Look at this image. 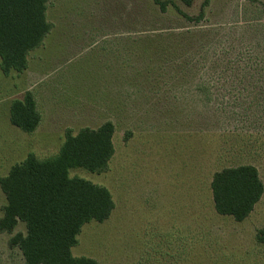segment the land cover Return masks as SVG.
<instances>
[{"label":"rangeland","instance_id":"obj_1","mask_svg":"<svg viewBox=\"0 0 264 264\" xmlns=\"http://www.w3.org/2000/svg\"><path fill=\"white\" fill-rule=\"evenodd\" d=\"M50 0L53 25L5 75L0 58V179L29 154H59L67 131L113 122L105 172L70 170L104 187L115 208L72 249L98 264H264V196L243 222L219 215L215 172L255 166L264 183V0ZM197 18L186 20L176 9ZM219 70L221 74H216ZM30 91L42 120L26 133L12 103ZM6 198L0 186V218ZM0 233V264H25Z\"/></svg>","mask_w":264,"mask_h":264},{"label":"trees","instance_id":"obj_2","mask_svg":"<svg viewBox=\"0 0 264 264\" xmlns=\"http://www.w3.org/2000/svg\"><path fill=\"white\" fill-rule=\"evenodd\" d=\"M49 1L0 0V58L5 75L27 70L30 53L40 47L52 31L53 25L47 19ZM153 1L162 13L167 12L171 3ZM178 1L186 7H192L195 2ZM209 2L205 0L202 8ZM176 9L190 22L199 23L204 19L203 9L197 18ZM41 120L30 91L22 100L12 103V125L32 134ZM114 133L115 125L111 121L97 129L83 128L76 135L69 130L55 157L42 160L29 154L0 179L6 198L0 233L13 234L18 224L24 223L26 233L15 234L9 244L20 249L25 264H98L91 258L75 257L72 249L78 243L82 228L90 222L107 221L115 204L108 189L71 178L70 170L105 172L115 153ZM211 189L216 212L239 223L253 213L264 196V183L253 165L215 172ZM257 241L264 244V229L257 233Z\"/></svg>","mask_w":264,"mask_h":264}]
</instances>
